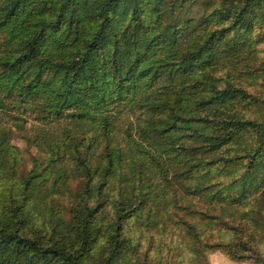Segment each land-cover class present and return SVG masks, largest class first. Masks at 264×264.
I'll use <instances>...</instances> for the list:
<instances>
[{
    "label": "trees",
    "instance_id": "obj_1",
    "mask_svg": "<svg viewBox=\"0 0 264 264\" xmlns=\"http://www.w3.org/2000/svg\"><path fill=\"white\" fill-rule=\"evenodd\" d=\"M263 41L264 0H0V264H167L142 241L174 230L259 259L219 233L264 179Z\"/></svg>",
    "mask_w": 264,
    "mask_h": 264
},
{
    "label": "rangeland",
    "instance_id": "obj_2",
    "mask_svg": "<svg viewBox=\"0 0 264 264\" xmlns=\"http://www.w3.org/2000/svg\"><path fill=\"white\" fill-rule=\"evenodd\" d=\"M258 49L259 58L264 60V41L258 46ZM12 132L11 142L19 148L23 163L25 167L28 168L31 165V157L39 155L34 148L25 144L24 140L15 129L12 130ZM221 182L224 184L227 183L225 179H222ZM262 182V185L259 184V187L256 186V188L253 186L252 188L246 187L234 189V193H236V191L239 193V197H236L234 201L231 198L223 200L222 204L224 205V208H226V211L231 214L230 218H232V220L229 219L231 222L230 225L234 226L233 230H235V232H232V229H228V232L219 233V235H222L220 241L222 242L223 248L230 249L232 246H239L240 241H238V237L241 232L254 231L256 233L255 245L249 243V246L251 248L255 247V249L259 251V259L249 257V253L238 252V254L241 255H232L219 249L207 248L204 255L205 264H264V179ZM251 191H253L252 194H250ZM57 202L59 203V201ZM60 203L62 205H67L66 200H60ZM192 203L195 204L194 206L196 209L195 213L192 215V220L199 222V228L201 231L207 233L212 230L215 238V236L218 235V232H215V230L218 228L217 226L211 227L208 223V218L206 217V215L213 214L212 208H214L215 205H207L197 198L192 200ZM225 219H227V217H225ZM166 222L170 225V221ZM175 233L176 230H174V234H172L171 237H167L166 239H164L159 231L156 234L152 233L151 243H149L150 236L147 235L146 232V236H144L142 241L143 249L149 250V256L151 258L157 256V258H160V260L167 264H195L196 262L191 260L190 253L184 251L180 244L177 245L175 241L177 239ZM234 233L237 234L235 237L233 236ZM167 235H170V233Z\"/></svg>",
    "mask_w": 264,
    "mask_h": 264
}]
</instances>
